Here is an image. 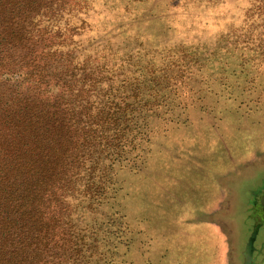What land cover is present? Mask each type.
Wrapping results in <instances>:
<instances>
[{
	"label": "trees",
	"instance_id": "16d2710c",
	"mask_svg": "<svg viewBox=\"0 0 264 264\" xmlns=\"http://www.w3.org/2000/svg\"><path fill=\"white\" fill-rule=\"evenodd\" d=\"M88 2L0 0V264L125 263L117 176L208 69L205 50L85 40Z\"/></svg>",
	"mask_w": 264,
	"mask_h": 264
},
{
	"label": "rangeland",
	"instance_id": "374dc122",
	"mask_svg": "<svg viewBox=\"0 0 264 264\" xmlns=\"http://www.w3.org/2000/svg\"><path fill=\"white\" fill-rule=\"evenodd\" d=\"M88 4L85 40L151 49L156 63L181 46L209 56L179 120L155 122L142 166L117 176L122 264H264L255 209L264 187V0Z\"/></svg>",
	"mask_w": 264,
	"mask_h": 264
},
{
	"label": "flooded vegetation",
	"instance_id": "af4514ba",
	"mask_svg": "<svg viewBox=\"0 0 264 264\" xmlns=\"http://www.w3.org/2000/svg\"><path fill=\"white\" fill-rule=\"evenodd\" d=\"M262 193L260 194L259 198H258V203L256 204V210L257 212L261 213L264 216V187L261 191ZM257 264H263V260L258 261Z\"/></svg>",
	"mask_w": 264,
	"mask_h": 264
}]
</instances>
